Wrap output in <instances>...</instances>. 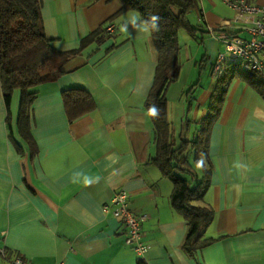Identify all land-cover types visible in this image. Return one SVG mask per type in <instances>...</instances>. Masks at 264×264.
<instances>
[{
  "label": "crops",
  "instance_id": "1",
  "mask_svg": "<svg viewBox=\"0 0 264 264\" xmlns=\"http://www.w3.org/2000/svg\"><path fill=\"white\" fill-rule=\"evenodd\" d=\"M41 3L45 35L61 52L77 49L121 7L117 0ZM253 3L264 6V0ZM231 15L223 0H199L189 16L196 38L179 33L181 72L167 91L177 138L186 116L200 122L207 114L219 80L213 66L224 48L216 36L232 32ZM132 16L141 21L137 13L115 19L116 31L104 42L86 46L56 81L36 89L30 124L34 157L17 132L20 92L12 96L9 129L0 85V264L17 258L26 264H264L263 98L239 78L226 89L210 134L212 170L203 197L213 220L202 239L212 243L190 255L183 249L187 222L170 203L172 186L149 164L154 127L146 99L156 61L149 32L131 26V35L120 32ZM74 89L89 93L96 109L70 121L63 93ZM189 89L191 95L183 96ZM84 177L99 179L85 185ZM120 190L127 192L134 214L147 216L145 259L125 244L120 222L103 212Z\"/></svg>",
  "mask_w": 264,
  "mask_h": 264
},
{
  "label": "trees",
  "instance_id": "2",
  "mask_svg": "<svg viewBox=\"0 0 264 264\" xmlns=\"http://www.w3.org/2000/svg\"><path fill=\"white\" fill-rule=\"evenodd\" d=\"M117 1L121 7L115 15L83 38L77 49L61 52L53 48V40L45 35L41 0H0V85L7 113L13 93L19 91L17 132L19 139L28 147L31 157H34L37 147L30 133V124L36 89L56 81L64 74L63 67L81 55L86 46L93 42H104L110 36L106 29L115 19L130 13H137L141 21L153 15L158 16L159 30L149 31L156 68L146 99V109L148 113L153 106L158 109L157 116L149 114L154 127V156L149 164L155 166L161 177L172 186L170 203L188 225L183 249L194 256L212 243V240L202 239L204 231L213 220V212L204 204L203 197L211 179L212 166L208 156L210 134L218 120L226 89L234 78H239L264 100V76L255 70L244 71L240 64H226L209 100L206 116L200 122H191L186 116L177 138L172 132L168 116L167 91L181 72L179 33L187 31L191 38H196L198 29L190 25L189 16L197 10L199 0ZM246 1L253 3L255 0ZM192 90L189 89L183 96L191 95ZM63 101L70 121L96 109L91 95L80 89L63 93ZM7 124L10 129L9 113ZM191 128L194 131H190ZM10 141L15 150L23 154V149L13 140L12 133ZM201 160L203 164L198 166Z\"/></svg>",
  "mask_w": 264,
  "mask_h": 264
},
{
  "label": "built area",
  "instance_id": "3",
  "mask_svg": "<svg viewBox=\"0 0 264 264\" xmlns=\"http://www.w3.org/2000/svg\"><path fill=\"white\" fill-rule=\"evenodd\" d=\"M231 9L229 19L232 32L216 36L223 42V51L218 54L213 72L217 78L222 76L226 64H241L244 71L255 70L264 74V6L246 0H223ZM116 26L110 25L106 32L112 34ZM214 36V29H209ZM244 35V37L240 35ZM105 214L116 218L125 233V244L141 259H145L150 247L144 243L142 224L147 220L145 214H134L130 210L126 191L116 192L110 203L103 207ZM10 264H26L17 258ZM62 264V263H61Z\"/></svg>",
  "mask_w": 264,
  "mask_h": 264
},
{
  "label": "clouds",
  "instance_id": "4",
  "mask_svg": "<svg viewBox=\"0 0 264 264\" xmlns=\"http://www.w3.org/2000/svg\"><path fill=\"white\" fill-rule=\"evenodd\" d=\"M159 17L156 16V15H153L151 16L148 20H145V21H138V17L136 16H132L130 19H126L120 26V32L121 33H125V34H128V35H131V32L129 31V28L130 26L134 29H140L142 30L143 32L147 33L149 32L150 30H153V31H158L159 30ZM149 114L153 117L157 116L158 114V109L153 106L149 109ZM203 164V160H201L198 164L199 165H202ZM79 175L80 174H77L76 177L73 178V182H77L78 179H79ZM98 177L94 180L90 177H84V184L85 185H91L95 182L98 181Z\"/></svg>",
  "mask_w": 264,
  "mask_h": 264
},
{
  "label": "rangeland",
  "instance_id": "5",
  "mask_svg": "<svg viewBox=\"0 0 264 264\" xmlns=\"http://www.w3.org/2000/svg\"><path fill=\"white\" fill-rule=\"evenodd\" d=\"M241 65V64H240ZM242 66V65H241Z\"/></svg>",
  "mask_w": 264,
  "mask_h": 264
}]
</instances>
